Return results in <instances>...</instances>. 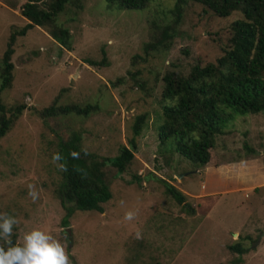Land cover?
Listing matches in <instances>:
<instances>
[{
	"label": "rangeland",
	"instance_id": "obj_1",
	"mask_svg": "<svg viewBox=\"0 0 264 264\" xmlns=\"http://www.w3.org/2000/svg\"><path fill=\"white\" fill-rule=\"evenodd\" d=\"M23 1L0 0V77L9 33L27 23L18 11ZM78 3L55 17L70 32L66 47L37 26L12 45L11 81L0 100L7 114L24 107L0 137V212L18 220L13 243L39 228L66 245L72 264H264V112H230L218 132L199 127L163 134L162 107L176 101L164 94L165 72L198 84L196 64L218 53L235 15L217 18L187 2L174 19L173 0H149L139 11L104 0ZM53 100L97 110L85 117L39 116ZM141 113L128 171L102 168L112 194L103 211L64 209L60 163L52 160L58 139L76 131L83 150L113 157L127 146ZM203 150L207 163L200 165ZM150 171L178 189L187 206L171 199ZM131 175L141 178V187L125 182ZM29 184L39 193L35 202ZM127 211L135 219L126 221ZM236 243L244 253L226 248Z\"/></svg>",
	"mask_w": 264,
	"mask_h": 264
},
{
	"label": "trees",
	"instance_id": "obj_2",
	"mask_svg": "<svg viewBox=\"0 0 264 264\" xmlns=\"http://www.w3.org/2000/svg\"><path fill=\"white\" fill-rule=\"evenodd\" d=\"M104 1L114 5L118 10L139 11L149 0ZM187 2L196 4L201 9V13H210L217 18H226L233 14L235 18L228 24V37L218 53L212 60L196 64L195 71L200 78L198 84H191L179 72H165L164 94L167 97H176L174 105L162 107L167 126L163 133L165 137L174 132L199 127L218 132L219 125L229 118L230 112L238 114L264 112V0H173L172 7L168 10L171 17L178 19L182 7ZM78 7V0H24L21 3L18 11L27 23L21 29L9 33L1 55L0 92L9 86L11 81L10 59L15 37L22 36L27 29L37 26L43 28L60 46L66 47L70 32L66 28L57 26L55 17L62 11ZM148 48L144 46L143 52L146 53ZM55 101L40 108L39 116L73 113L85 117L97 110L96 104L56 105ZM23 107L22 104L12 106L7 114L0 100V137L4 135ZM144 117L142 113L134 116L130 125V137L126 140L127 146H122L113 157L83 150L80 134L76 131H70L65 138L58 139L55 153L60 154L62 159L58 162L67 169L61 170L62 179L58 189L59 204L64 209L68 210L67 204H72L78 211L98 213L103 211V204L111 199L112 194L102 168L108 164L118 173L128 171L134 158L135 137L140 133ZM72 152L79 153V157L73 158ZM203 153L205 155L206 151L203 150ZM206 163L205 155L200 160V165ZM149 175L164 187L171 199L187 206L184 195L172 184L157 177L151 171ZM125 182L141 187V178L138 175H131ZM156 218L159 222H166L165 219ZM188 226L193 225L188 224ZM192 229L193 227L190 228L189 233ZM149 244L154 246L153 243ZM150 246L148 249L151 248ZM180 246L178 245L177 249ZM226 248L232 253L245 252L238 243L227 245ZM150 250L161 253L166 249L151 248Z\"/></svg>",
	"mask_w": 264,
	"mask_h": 264
},
{
	"label": "clouds",
	"instance_id": "obj_3",
	"mask_svg": "<svg viewBox=\"0 0 264 264\" xmlns=\"http://www.w3.org/2000/svg\"><path fill=\"white\" fill-rule=\"evenodd\" d=\"M71 155L73 158L79 157V153L76 152H72ZM61 159L59 153L53 154V163ZM58 166L61 170H67L64 165ZM28 188V195L35 202L39 199L38 191L33 184H29ZM135 217L136 213L127 211L124 219L132 221ZM17 224V218L0 212V264H72L66 245L49 231L32 228L25 231L18 242L13 243V230Z\"/></svg>",
	"mask_w": 264,
	"mask_h": 264
},
{
	"label": "crops",
	"instance_id": "obj_4",
	"mask_svg": "<svg viewBox=\"0 0 264 264\" xmlns=\"http://www.w3.org/2000/svg\"><path fill=\"white\" fill-rule=\"evenodd\" d=\"M20 15V14H19ZM21 16V15H20Z\"/></svg>",
	"mask_w": 264,
	"mask_h": 264
}]
</instances>
